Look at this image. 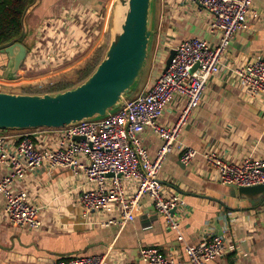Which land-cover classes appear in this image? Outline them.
Returning a JSON list of instances; mask_svg holds the SVG:
<instances>
[{
  "label": "crops",
  "instance_id": "1",
  "mask_svg": "<svg viewBox=\"0 0 264 264\" xmlns=\"http://www.w3.org/2000/svg\"><path fill=\"white\" fill-rule=\"evenodd\" d=\"M115 0H35L25 16L28 57L17 73L23 89L58 81L82 70L109 40L110 20ZM155 36L149 48L143 81L130 99L152 88L163 73L170 52L180 43L200 38L211 45L218 36L209 31L212 16L193 0H155ZM260 19H252L229 45L222 72L212 78L203 103L193 113L182 144L199 151L188 166L177 153L169 154L160 182L170 194H178L187 204L181 234L169 229L149 199L144 198L133 222L100 228L88 223L80 195L88 183L79 169L57 168L29 173L17 182L14 192L26 191L41 208L42 227L31 231L12 226L5 217L6 200L0 196V264H54L78 256L104 255L106 264H141L142 247H156L163 254L191 264L185 244L198 245L229 227L230 249L210 264H264V201L237 198L231 187L223 186L216 171L205 163L202 152L214 148L229 161L246 157L264 160V107L248 102L232 83L231 67L264 57V0H254ZM8 59L0 55V80ZM185 105L176 96L159 120L174 124ZM51 132L40 135L50 141ZM141 141L150 157H155L162 141L146 129ZM38 144V140L35 139ZM12 172V167L4 174ZM129 194L136 185H128ZM98 214V213H97ZM95 213H90L94 217ZM89 217V219H90ZM119 218L117 207L97 218ZM101 218V219H102ZM234 221L233 224L230 222Z\"/></svg>",
  "mask_w": 264,
  "mask_h": 264
},
{
  "label": "built area",
  "instance_id": "2",
  "mask_svg": "<svg viewBox=\"0 0 264 264\" xmlns=\"http://www.w3.org/2000/svg\"><path fill=\"white\" fill-rule=\"evenodd\" d=\"M193 1L212 16L209 31L218 36L217 45L200 38L180 43L170 66L151 89L135 99L126 100L121 108L104 118L58 129L0 130V196L6 200L4 214L12 226L31 231H39L42 227L41 208L30 200L26 191H13L17 182H24L29 173L73 168L79 169L88 183L80 195L83 218L88 223L108 228L133 222L141 201L147 198L166 226L183 240L181 222L188 206L183 197L170 194L161 184L164 163L169 154L177 153L181 163L188 166L199 155L198 150L181 143V135L203 103L210 80L222 72L231 42L247 28L250 20L260 19L254 0ZM230 71L232 83L243 97L264 107V57L231 67ZM176 96L185 101L178 120L172 125L160 124L159 120ZM146 129L152 130L162 141L155 157L149 156L140 138ZM44 132H51L53 138L46 142L41 140ZM76 137L82 140L76 141ZM202 155L223 186L264 185L262 159L249 156L232 162L212 147L206 148ZM10 166L12 172L4 174ZM110 174L113 176L109 177ZM130 184L136 185L131 194ZM114 207L118 209L119 218L95 219V215L108 214ZM90 213H95L93 218ZM229 232L230 228L226 227L221 235L208 237L198 245L185 244L188 261L210 264L223 257L231 250ZM139 255L141 264H181L156 247H142ZM107 260L108 253L63 259L54 264H106Z\"/></svg>",
  "mask_w": 264,
  "mask_h": 264
},
{
  "label": "water",
  "instance_id": "3",
  "mask_svg": "<svg viewBox=\"0 0 264 264\" xmlns=\"http://www.w3.org/2000/svg\"><path fill=\"white\" fill-rule=\"evenodd\" d=\"M155 5V0L114 1L107 50L94 73L82 84L45 95L0 91V130L65 128L104 118L121 108L136 91L145 71L155 36ZM25 34L24 25L20 38L0 47V55L8 59L4 79L15 77L28 57L29 49L22 41ZM175 54L173 49L164 72ZM230 187L237 198L264 201V185Z\"/></svg>",
  "mask_w": 264,
  "mask_h": 264
},
{
  "label": "trees",
  "instance_id": "4",
  "mask_svg": "<svg viewBox=\"0 0 264 264\" xmlns=\"http://www.w3.org/2000/svg\"><path fill=\"white\" fill-rule=\"evenodd\" d=\"M35 0H0V47L18 39L23 34L25 16ZM25 35L23 36V40ZM105 49V48H104ZM99 51L95 57L87 63L72 78L65 77L47 84H39L23 90L24 94L45 95L65 92L85 82L96 70L102 61L105 50ZM74 78V79H73Z\"/></svg>",
  "mask_w": 264,
  "mask_h": 264
},
{
  "label": "rangeland",
  "instance_id": "5",
  "mask_svg": "<svg viewBox=\"0 0 264 264\" xmlns=\"http://www.w3.org/2000/svg\"><path fill=\"white\" fill-rule=\"evenodd\" d=\"M107 45H108V41H107V44L105 46V49H104L105 51L104 52H106V50H107ZM145 72L147 73L146 67H145ZM74 75L75 74H73L71 76H67V77L72 78V76H74ZM143 75H144V73H143ZM143 75L141 77L140 83L137 86V88L140 86L141 82L143 81ZM21 78H22V76L20 74H17L15 77H12V78H9V79H1L0 80V91H3V92H13V93H22L24 89L22 88V86L20 84H18V80L21 79ZM62 78H65V77H62ZM135 92L136 91H134L131 94V96H133V94Z\"/></svg>",
  "mask_w": 264,
  "mask_h": 264
}]
</instances>
